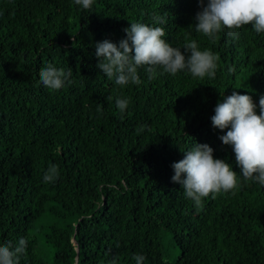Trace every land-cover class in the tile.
<instances>
[{
	"label": "trees",
	"instance_id": "1",
	"mask_svg": "<svg viewBox=\"0 0 264 264\" xmlns=\"http://www.w3.org/2000/svg\"><path fill=\"white\" fill-rule=\"evenodd\" d=\"M198 11L197 0H94L87 10L74 0H0V245L26 238L19 264H136L135 255L142 264H264V186L243 181L219 139L227 129L210 119L233 91L259 114L264 32L249 24L213 40L196 32ZM131 22L163 27L182 52L192 40L211 50L215 77L158 68L149 79L145 66L139 85H116L96 66L95 44H118ZM48 64L71 69L70 82L43 86ZM117 97L129 100L123 113ZM195 143L240 180L199 209L171 180ZM53 164L59 176L45 182Z\"/></svg>",
	"mask_w": 264,
	"mask_h": 264
},
{
	"label": "clouds",
	"instance_id": "2",
	"mask_svg": "<svg viewBox=\"0 0 264 264\" xmlns=\"http://www.w3.org/2000/svg\"><path fill=\"white\" fill-rule=\"evenodd\" d=\"M94 0H74L82 9H90ZM200 11L195 15V30L213 40L216 34L227 29V35L238 38L236 29L251 24L256 33L264 32V0H197ZM153 21L165 24L166 19L153 15ZM126 37L118 44L104 39L95 44L97 67L109 79L115 78V84L126 86L139 85L141 80L138 68L145 67L149 79H155L158 68L163 72L175 75L186 70L193 77L214 78L218 67V56L211 50H200L195 40L185 43L181 48L172 46L163 37L165 29L150 26L142 22H131L124 29ZM184 53H189L185 55ZM234 71L233 68L228 69ZM72 70L65 71L48 64L40 69L39 79L43 86L59 90L70 82ZM111 99V97H109ZM116 107L123 113L129 104L126 98L117 97ZM257 105L248 94L233 91L217 101L212 126L227 131L219 136L225 145H231L235 160L240 168L244 182L254 181L264 186V95ZM141 125L138 131L144 129ZM171 167L173 182L179 183L186 198L191 199L197 208L202 207V199L210 194L215 197L221 192L234 190L240 185L237 172L225 160L214 158L213 149L206 143H195V146L184 152L183 159L174 162ZM183 174V176H182ZM59 176L56 165H50L44 173L45 182H53ZM28 241L20 238L13 246L11 242L0 245V264H19L20 257L26 252ZM136 264H142L143 255H135Z\"/></svg>",
	"mask_w": 264,
	"mask_h": 264
}]
</instances>
